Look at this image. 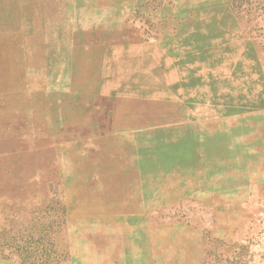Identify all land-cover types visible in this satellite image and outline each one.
<instances>
[{
	"label": "rangeland",
	"instance_id": "obj_1",
	"mask_svg": "<svg viewBox=\"0 0 264 264\" xmlns=\"http://www.w3.org/2000/svg\"><path fill=\"white\" fill-rule=\"evenodd\" d=\"M0 63V264H264V0H0Z\"/></svg>",
	"mask_w": 264,
	"mask_h": 264
},
{
	"label": "bare ground",
	"instance_id": "obj_2",
	"mask_svg": "<svg viewBox=\"0 0 264 264\" xmlns=\"http://www.w3.org/2000/svg\"><path fill=\"white\" fill-rule=\"evenodd\" d=\"M131 52H133V51H131ZM135 53V52H134ZM141 54V53H140ZM149 54V53H148ZM151 54V53H150ZM148 56V55H147ZM151 56V55H150ZM142 57V56H141ZM137 58V57H136ZM147 58V57H146ZM130 59H132V58H130ZM134 59V58H133ZM123 60V59H122ZM146 60V59H145ZM59 61V60H58ZM127 61V60H126ZM124 62V61H123ZM136 62V61H135ZM106 63V62H105ZM112 63V62H111ZM114 63V62H113ZM133 63V62H132ZM137 63H138V61H137ZM59 64H60V62H59ZM95 64V63H94ZM139 64V63H138ZM141 64V63H140ZM157 64V63H156ZM54 65V64H53ZM105 65V64H104ZM121 65V64H120ZM57 66H60V65H58L57 64ZM143 66V65H142ZM109 67H111V66H109ZM134 67V66H133ZM15 68H17L16 66H14L11 70H7V71H5L6 69H4V64L3 63H0V71H2L1 73H0V81L1 82H5V83H7V84H9L10 83V80H11V73L13 72V70L15 69ZM105 68V67H104ZM103 68V69H104ZM113 68V67H112ZM112 68H110V69H112ZM147 68V67H146ZM114 69H115V67H114ZM155 70V69H154ZM101 71V70H100ZM137 72V71H136ZM83 73V72H82ZM89 73V72H88ZM110 73H112V72H110ZM125 73V72H124ZM95 74V73H94ZM101 74V73H100ZM113 74V73H112ZM118 74V73H117ZM120 74V73H119ZM132 74V73H131ZM148 74V73H147ZM84 75V74H83ZM87 75V74H86ZM85 75V76H86ZM95 75H97V74H95ZM111 75V74H110ZM138 75V74H137ZM112 76V75H111ZM143 76V75H142ZM147 76V75H146ZM145 76V77H146ZM90 77V76H89ZM88 77V78H89ZM120 77V76H119ZM137 77V76H136ZM140 77V76H139ZM107 78V77H106ZM115 78V77H114ZM142 78V77H141ZM140 78V79H141ZM147 78V77H146ZM145 78V79H146ZM103 79V78H102ZM105 79V78H104ZM108 79V78H107ZM111 79H112V77H111ZM143 79V78H142ZM147 79H149V78H147ZM47 80V79H46ZM55 80V79H54ZM115 80V79H114ZM139 80V79H138ZM59 81V80H58ZM102 81V80H101ZM119 81V80H118ZM128 81V80H127ZM109 83L111 82V81H108ZM117 82V81H116ZM123 82H126V81H123ZM134 82V81H133ZM147 82V81H146ZM105 83V82H104ZM112 83H113V80H112ZM155 81L154 80H150V83H148V85L152 88V87H154L155 86ZM129 84V83H128ZM135 84V83H134ZM157 84V83H156ZM113 86H114V84H112ZM129 85H131V84H129ZM138 85V84H137ZM123 86V85H122ZM107 88V87H106ZM105 88V90H107ZM136 88V87H135ZM115 89V88H114ZM128 89V88H127ZM140 89H141V87H140ZM111 90V89H110ZM134 91V90H133ZM136 91V90H135ZM124 92V91H123ZM129 92V91H128ZM147 92V91H146ZM152 92V91H151ZM135 93V92H134ZM121 94V93H120ZM125 94H127L126 92H125ZM139 94V93H138ZM25 95V94H24ZM29 96H30V94H28ZM132 95V94H131ZM141 95V94H140ZM144 95H145V93H144ZM46 96V95H45ZM132 96H135V95H132ZM64 98V97H63ZM122 98V97H121ZM43 99V98H42ZM123 100V99H122ZM121 100V101H122ZM30 101V100H29ZM47 102V101H46ZM124 102V101H123ZM33 104V103H32ZM31 104V105H32ZM125 104V103H124ZM46 105H47V103H46ZM66 105V104H65ZM145 106V105H144ZM34 107H36V106H34ZM33 107V108H34ZM57 107V106H56ZM62 107V106H61ZM52 110V109H51ZM54 111V110H53ZM65 111V110H64ZM143 111V110H142ZM26 112V111H25ZM144 112V111H143ZM32 113V112H31ZM46 113V112H45ZM48 113V112H47ZM76 113V112H75ZM82 114V113H81ZM25 115H27V113L25 114ZM39 116V115H38ZM46 116V115H45ZM30 120H31V118H29ZM28 120V119H27ZM29 120V121H30ZM45 120V119H44ZM72 120V119H71ZM32 122V121H31ZM33 122H36V121H33ZM28 124H30V123H28ZM32 124V123H31ZM28 126V125H27ZM32 126V125H31ZM28 128H30V127H28ZM27 128V129H28ZM1 129V128H0ZM3 129V128H2ZM23 132H25V131H23ZM17 136V135H16ZM50 139V138H49ZM51 141V140H50ZM46 142V141H45ZM41 143V142H40ZM47 143V142H46ZM66 149V148H65ZM68 149V148H67Z\"/></svg>",
	"mask_w": 264,
	"mask_h": 264
}]
</instances>
